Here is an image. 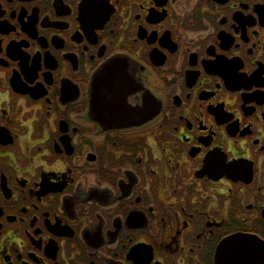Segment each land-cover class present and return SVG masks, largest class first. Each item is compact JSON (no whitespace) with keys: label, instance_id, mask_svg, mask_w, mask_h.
<instances>
[{"label":"flooded vegetation","instance_id":"flooded-vegetation-1","mask_svg":"<svg viewBox=\"0 0 264 264\" xmlns=\"http://www.w3.org/2000/svg\"><path fill=\"white\" fill-rule=\"evenodd\" d=\"M0 264H264V0H0Z\"/></svg>","mask_w":264,"mask_h":264},{"label":"water","instance_id":"water-1","mask_svg":"<svg viewBox=\"0 0 264 264\" xmlns=\"http://www.w3.org/2000/svg\"><path fill=\"white\" fill-rule=\"evenodd\" d=\"M232 241H233V240H232ZM232 241H230L229 244H227V245H228V248H230V246H231V242H232ZM227 245H226V247H227Z\"/></svg>","mask_w":264,"mask_h":264}]
</instances>
